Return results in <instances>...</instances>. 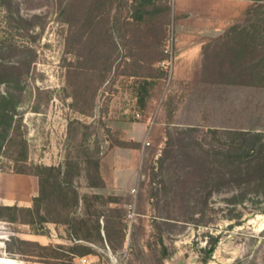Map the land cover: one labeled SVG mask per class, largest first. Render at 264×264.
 Returning a JSON list of instances; mask_svg holds the SVG:
<instances>
[{
	"label": "rangeland",
	"instance_id": "374dc122",
	"mask_svg": "<svg viewBox=\"0 0 264 264\" xmlns=\"http://www.w3.org/2000/svg\"><path fill=\"white\" fill-rule=\"evenodd\" d=\"M174 22L171 0H0V172L39 184L0 206V257L264 264V0L201 65L174 64Z\"/></svg>",
	"mask_w": 264,
	"mask_h": 264
},
{
	"label": "crops",
	"instance_id": "0c3cea01",
	"mask_svg": "<svg viewBox=\"0 0 264 264\" xmlns=\"http://www.w3.org/2000/svg\"><path fill=\"white\" fill-rule=\"evenodd\" d=\"M256 1L171 0V13L175 17L172 42L175 51L174 64L201 65L202 49L207 40L229 25L242 22ZM38 192V180L33 175L0 172V206L31 208ZM0 264L25 262L0 257Z\"/></svg>",
	"mask_w": 264,
	"mask_h": 264
},
{
	"label": "water",
	"instance_id": "95a60500",
	"mask_svg": "<svg viewBox=\"0 0 264 264\" xmlns=\"http://www.w3.org/2000/svg\"><path fill=\"white\" fill-rule=\"evenodd\" d=\"M263 223H264V222L261 221V222L258 224V227H259L260 225H262ZM166 264H190V262H189L188 259H185V258L183 257L182 254H176V255L173 257V259L167 261Z\"/></svg>",
	"mask_w": 264,
	"mask_h": 264
},
{
	"label": "trees",
	"instance_id": "16d2710c",
	"mask_svg": "<svg viewBox=\"0 0 264 264\" xmlns=\"http://www.w3.org/2000/svg\"><path fill=\"white\" fill-rule=\"evenodd\" d=\"M11 91H9L8 93H6V96H8V98L9 97H12L13 96V92H15L16 91V89L15 90H13V89H10ZM4 113V112H3ZM15 174H24V175H30V174H27V173H24V172H20V173H15ZM35 199V198H34ZM1 207H5V206H1ZM13 207V206H12ZM16 207V206H15ZM7 208H10V207H7Z\"/></svg>",
	"mask_w": 264,
	"mask_h": 264
},
{
	"label": "bare ground",
	"instance_id": "6f19581e",
	"mask_svg": "<svg viewBox=\"0 0 264 264\" xmlns=\"http://www.w3.org/2000/svg\"><path fill=\"white\" fill-rule=\"evenodd\" d=\"M264 218V217H263ZM257 220H263L261 216H258L253 222H256ZM264 228V223L262 225L259 226V228H257L259 231L262 230Z\"/></svg>",
	"mask_w": 264,
	"mask_h": 264
},
{
	"label": "built area",
	"instance_id": "2783aa9c",
	"mask_svg": "<svg viewBox=\"0 0 264 264\" xmlns=\"http://www.w3.org/2000/svg\"><path fill=\"white\" fill-rule=\"evenodd\" d=\"M129 2H132L133 0H128Z\"/></svg>",
	"mask_w": 264,
	"mask_h": 264
}]
</instances>
